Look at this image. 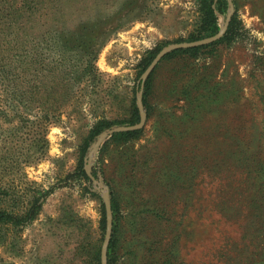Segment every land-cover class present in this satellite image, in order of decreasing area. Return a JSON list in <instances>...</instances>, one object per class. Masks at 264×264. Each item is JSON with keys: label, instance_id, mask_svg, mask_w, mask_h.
Listing matches in <instances>:
<instances>
[{"label": "rangeland", "instance_id": "obj_1", "mask_svg": "<svg viewBox=\"0 0 264 264\" xmlns=\"http://www.w3.org/2000/svg\"><path fill=\"white\" fill-rule=\"evenodd\" d=\"M230 1L232 10L228 0L213 8L219 29L227 15L235 19L231 41L159 60L142 132L116 141L114 132L98 138L102 131L90 145L83 168L97 171L94 180L77 172L89 130L100 119L131 125L139 62L197 35L203 3L54 1L21 51L18 88L39 86L44 99L50 80L61 86L53 61L68 38L60 32L81 25L95 28L96 69L44 127L33 101L10 110L0 83V180L16 186L19 205L33 197L41 204L29 223L6 228L4 264H85L89 247L81 245L98 243L109 190L118 205L115 264H264V0ZM207 88L212 99L201 97L195 113ZM24 112L34 115L30 123Z\"/></svg>", "mask_w": 264, "mask_h": 264}, {"label": "trees", "instance_id": "obj_2", "mask_svg": "<svg viewBox=\"0 0 264 264\" xmlns=\"http://www.w3.org/2000/svg\"><path fill=\"white\" fill-rule=\"evenodd\" d=\"M55 0H0V83L3 85V92L5 99L8 102V108L17 112V107L23 109L32 107V101L36 103L33 107L38 116L35 118L36 124L45 126L53 119H57L61 113L62 108L67 104L72 95L74 86L78 85L81 80L86 77L94 76L95 66L93 61L96 57V45L94 42L95 28L92 25H81L77 29L72 30L69 34L61 31L60 35H67V43L63 45L62 56L56 58L53 62L58 72L61 86L50 80V84L44 89L45 95L43 98H38L39 86H30L29 88H18L19 76L17 69L19 64H27L26 52H21L25 45L29 42L30 36L34 35L35 28L42 21V17L48 14V9L53 5ZM203 10L199 24L197 35H192L187 41L198 40L207 36L215 34L219 25L217 16L214 14L215 9H222V5L226 6V0H202ZM237 32V23L235 19H231L224 34L217 40L208 44L178 48L170 51L163 56V59L169 58L178 53L188 54L190 56H197L201 49L220 44L222 42H230ZM79 41V42H78ZM160 47L150 50L145 57L141 59L138 64L139 73L143 72L154 58ZM62 50V49H61ZM60 50V52H61ZM76 54V58L65 57L66 52ZM21 52V53H20ZM76 82V83H75ZM140 84V83H139ZM139 87V85H138ZM151 87V74L146 78L142 88V103L146 114L148 116L147 98ZM209 88L201 96L197 97V104L194 106V112L199 109L202 104V99L207 98V101L212 99ZM78 103L73 107L78 108ZM131 117L128 124H135L139 121V112L135 101L131 104ZM76 109L75 111H77ZM24 110H21V112ZM25 116L21 121L30 123L29 118H34V115L24 112ZM114 123L123 125L121 122H113L100 119L89 130L87 137L84 139L79 148V164L77 172L87 180L85 169L83 168L84 159L87 156L90 145L96 140L97 136L104 130L111 128ZM43 131V130H42ZM142 132V128L128 131L114 132L111 136L116 141H127L138 136ZM1 162V161H0ZM97 171H93L94 177ZM255 188V186H253ZM16 186H7L0 180V246L5 243L6 228L18 229L29 223L40 209V202L38 197L28 198L25 202L19 205L18 195L15 191ZM257 191V189L255 188ZM258 192V191H257ZM260 194V192H258ZM110 207L112 212V227L111 235L106 251V264H115L117 254L115 252L118 240L115 235L116 226L114 217L118 212V205L115 202L112 191L109 190ZM7 198L11 199V204H5ZM258 197L252 192L250 202L252 206L259 208ZM104 212V211H103ZM104 217L101 219V237L95 245H81L82 248L89 247L88 258L85 264H100V240L102 241L104 235ZM12 237H15V231L12 232ZM264 239V235L262 237ZM258 250V253L264 254V244ZM261 250V251H260ZM0 264H4L0 259Z\"/></svg>", "mask_w": 264, "mask_h": 264}, {"label": "water", "instance_id": "obj_3", "mask_svg": "<svg viewBox=\"0 0 264 264\" xmlns=\"http://www.w3.org/2000/svg\"><path fill=\"white\" fill-rule=\"evenodd\" d=\"M228 4H229L230 10H232V3L230 0H228ZM228 22H229V15H227V18H226L225 22L223 23V25L220 27V29L215 34H213L211 36L204 37V38L198 39V40L188 41V42H176V43H172V44H169V45L162 47L156 53L154 58L151 60L149 65L145 68V70L142 72V74L140 76V80H139L140 84L138 87L139 90H138V95L136 97V104H137V108H138V112H139V121L137 123L131 124V125L114 126V127L108 128L105 131H103L98 136V138L102 137V135L111 134L113 132L128 131V130H135V129L142 128L144 123H145V120H146V113L144 111L142 98H141L143 84H144V81L146 80V78L148 77V75L150 74V72L152 71V69L159 62V60L164 55H166L167 53H169L170 51H172L174 49L204 45V44H208L210 42H213V41L219 39L224 34V32L227 28ZM97 141H98V139L92 145L94 146L95 143H97ZM86 173L90 179L94 180L93 176L89 173V171L87 169H86ZM103 203H104V208H105V233H104V239H103V242H102L101 248H100V264H106V251H107V246H108V242L110 239L111 227H112V212H111L110 199H109L108 193H105L103 195Z\"/></svg>", "mask_w": 264, "mask_h": 264}]
</instances>
